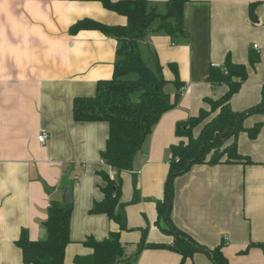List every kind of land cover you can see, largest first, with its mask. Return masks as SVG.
<instances>
[{
    "label": "crops",
    "instance_id": "1",
    "mask_svg": "<svg viewBox=\"0 0 264 264\" xmlns=\"http://www.w3.org/2000/svg\"><path fill=\"white\" fill-rule=\"evenodd\" d=\"M148 1L158 12L167 11L168 0ZM83 18L108 25L127 21L97 1L0 0V264H26L17 245L22 230L31 240L47 239L49 209L64 202L67 187L73 214L65 264L92 253L84 243L89 236L101 240L120 230L106 214L91 213L103 198L99 172L110 173L101 156L109 124L75 120L73 103L93 96L98 81L113 76L121 43L99 30L71 33L72 24ZM183 24L184 35L153 29L139 41L153 60L156 54L167 84L174 86L172 98L178 91L181 96L153 128L133 169L120 174L128 222L120 238L126 258L137 264L182 263V255L168 247L176 237L159 224L157 202L165 197L171 146L185 140L177 135V124L209 109L206 98H220L229 89L213 86L212 68H225L228 57L247 66L248 77L231 98L233 110L245 111L262 100L264 0H188ZM251 54L259 55L255 64ZM259 122L256 138L245 131L237 137L239 153L251 163L197 164L174 179V224L208 248L224 241L229 264H264V114L250 115L244 125ZM43 131L49 133L44 143L38 139ZM183 264L215 262L198 251Z\"/></svg>",
    "mask_w": 264,
    "mask_h": 264
},
{
    "label": "trees",
    "instance_id": "2",
    "mask_svg": "<svg viewBox=\"0 0 264 264\" xmlns=\"http://www.w3.org/2000/svg\"><path fill=\"white\" fill-rule=\"evenodd\" d=\"M97 1L111 11L126 17L123 25H108L104 22L83 18L72 24L71 33L80 30H99L120 41L117 50L119 56L115 63L113 76L98 81L93 96H80L74 99L73 115L77 121H105L109 124V136L101 156L105 163L117 173L112 177L107 170L100 173L104 183L101 186L103 198L95 201L91 209L94 214H106L119 225L118 231H111L107 237L98 240L89 236L85 245L93 251L89 256H77V264H129L134 258L125 256V247L120 233L128 229L126 203L121 201V172L133 169L138 153L163 113L175 107L181 96L177 92L175 98L165 90L167 80L161 65L154 53V65L150 66L143 57L139 41L150 31L165 30L172 37L184 35V7L188 0H168L167 11L158 12L149 6L148 0H79ZM251 13L254 16V8ZM158 22L156 27L153 26ZM258 54H251L250 62L259 61ZM225 69L228 71L225 73ZM135 73L136 78H129ZM245 64L234 63L230 57L225 68H212L209 81L214 87L225 84L228 91L220 98H206L209 109L202 108L197 116L177 124L176 133L186 139L171 146L172 159L165 186V197L157 202L158 222L163 219L168 228L162 229L173 234L176 241L171 249L182 255V263L194 253L202 251L208 254L215 264H229L222 252L224 241L216 248H208L197 242L187 232L179 229L172 220L174 200V179L188 172L194 165L218 163H251L238 150L237 137L245 131L251 138H256L262 123L246 127L244 121L252 114H264V86L262 100L245 111H235L231 106V98L237 93L247 79ZM177 88L181 82L175 80ZM201 127L198 134L197 127ZM133 201L139 199L137 183H134ZM73 214V202H54L45 225L48 237L45 240H31L28 231L23 229L17 245L22 250L26 264H65V250L71 242L70 230ZM151 247L163 244H149Z\"/></svg>",
    "mask_w": 264,
    "mask_h": 264
},
{
    "label": "rangeland",
    "instance_id": "3",
    "mask_svg": "<svg viewBox=\"0 0 264 264\" xmlns=\"http://www.w3.org/2000/svg\"><path fill=\"white\" fill-rule=\"evenodd\" d=\"M165 12H166V11H165ZM157 25H158V22H155V23L153 24L154 27H156ZM140 46H142V44H141ZM145 46H146V45H145ZM140 48H141V50L143 51L142 54H143L144 60H145L150 66H153V65H154V60H153V57H152L151 52L149 51V48H148V47H146V49H145L144 47H140ZM136 77H137V74H135V73H132V74L129 75V78H136ZM172 88L174 89V86L171 85V84H167V85L165 86V90H166L167 92H170V91L172 90ZM185 140H186V139H185ZM160 222H161V226H163V227H165V228H168V225L165 223V221H163V219L160 220Z\"/></svg>",
    "mask_w": 264,
    "mask_h": 264
},
{
    "label": "built area",
    "instance_id": "4",
    "mask_svg": "<svg viewBox=\"0 0 264 264\" xmlns=\"http://www.w3.org/2000/svg\"><path fill=\"white\" fill-rule=\"evenodd\" d=\"M255 47L257 48L258 45H255ZM227 72H228V71L225 69V73H227ZM183 89H184V88L182 87L181 91H182ZM48 137H49V133L46 132V131H43V132H41V134H39L38 139H39L40 142L44 143V142H46V140L48 139ZM134 173H137V171H134ZM115 174H116L115 170H114L112 167H110V175H111V176H114ZM129 264H137V260H136L135 258H133V259L130 261Z\"/></svg>",
    "mask_w": 264,
    "mask_h": 264
},
{
    "label": "water",
    "instance_id": "5",
    "mask_svg": "<svg viewBox=\"0 0 264 264\" xmlns=\"http://www.w3.org/2000/svg\"><path fill=\"white\" fill-rule=\"evenodd\" d=\"M64 203H70L72 201V190L70 187H67L63 196Z\"/></svg>",
    "mask_w": 264,
    "mask_h": 264
}]
</instances>
